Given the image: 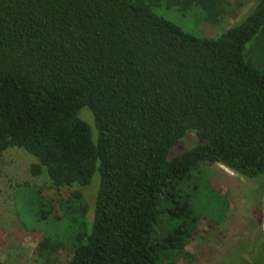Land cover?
Wrapping results in <instances>:
<instances>
[{
    "label": "trees",
    "instance_id": "trees-1",
    "mask_svg": "<svg viewBox=\"0 0 264 264\" xmlns=\"http://www.w3.org/2000/svg\"><path fill=\"white\" fill-rule=\"evenodd\" d=\"M159 1L0 0V152L25 149L57 189L99 173L90 222L82 190L58 208L19 190L44 264L62 251L68 264H177L206 203L227 205L202 165L264 175V0L217 37L158 15ZM226 4L168 0L212 23ZM191 131L198 142L169 157Z\"/></svg>",
    "mask_w": 264,
    "mask_h": 264
},
{
    "label": "rangeland",
    "instance_id": "rangeland-1",
    "mask_svg": "<svg viewBox=\"0 0 264 264\" xmlns=\"http://www.w3.org/2000/svg\"><path fill=\"white\" fill-rule=\"evenodd\" d=\"M226 1V10L217 23L207 22L198 10L182 13L176 7H169L168 0H160L154 11L186 32L217 37L246 15L255 2ZM80 116L92 126L96 141L97 129L92 111L84 107ZM198 140L194 132H189L175 144L169 157L190 148ZM37 162L35 156L20 147L0 152V264L45 263L44 257L37 252L43 233L25 225L21 211L23 197H19V190L24 192L26 187L38 189L56 208L61 198L82 190L89 206L87 218L89 222L93 219L99 173L94 174L88 186L57 189L45 169L39 175L31 173L32 164ZM201 169V177L207 179L209 187L219 191L227 205L218 200L217 206L206 203V211L199 217L198 232L186 246L190 257L179 260L177 264H264V175L249 178L218 162L204 163ZM199 198L205 201L207 197L203 194ZM31 207L34 206L26 204V217L37 224ZM69 257L68 251H62L54 259L58 264H68Z\"/></svg>",
    "mask_w": 264,
    "mask_h": 264
}]
</instances>
